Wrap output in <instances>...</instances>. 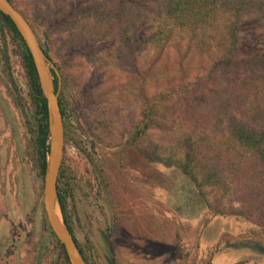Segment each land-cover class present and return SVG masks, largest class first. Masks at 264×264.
<instances>
[{
    "label": "rangeland",
    "instance_id": "1",
    "mask_svg": "<svg viewBox=\"0 0 264 264\" xmlns=\"http://www.w3.org/2000/svg\"><path fill=\"white\" fill-rule=\"evenodd\" d=\"M103 1L13 0L12 4L24 11L36 7L37 18L45 15L55 22L66 7ZM109 3L113 5V1ZM90 16H80L75 26L84 27L92 21ZM34 25L37 39L44 41L42 28ZM56 26L49 33L51 43L68 35L64 26ZM253 31L257 32L247 24L244 34L252 37ZM13 48L8 36L2 41L0 35V264H65L42 207V179L26 122L28 118L33 122L32 111ZM166 50L173 71L176 53L170 46ZM135 51L122 48L111 34L94 43L89 52L77 47L51 56L56 70L65 67L70 76L67 99L76 141L82 139L87 144L93 132L106 139L108 132L116 137L120 129L135 122L139 99L129 88L152 71L158 74L165 61L160 58L150 64L154 55L151 46ZM200 51L193 43L189 47L185 62L190 75L199 72L200 59L207 60L206 53ZM15 95H20V105ZM191 111L187 104L172 100L161 116L172 123L179 141L183 140V154L193 143L199 150L196 157L215 165V171L221 173L219 183L204 188L205 197L198 196L192 183L174 167L124 151L120 154L132 168L118 166L104 145L92 142L100 176L83 153L63 143L61 161L74 177L75 215L68 213L69 225L80 247L83 241L92 245L97 264H107L96 251L97 243L103 253L110 247V264H264V256L248 247L251 241L264 246V223H257L264 218V210L259 208L264 207V179L252 175L253 161L232 140L225 120L198 111L190 115ZM187 137L190 142L184 145ZM173 143L172 136L152 130L143 148L162 149L173 147ZM237 169L244 174L236 175ZM235 211L246 215L249 211L251 218L233 214ZM104 229H111L110 244L97 233L105 234Z\"/></svg>",
    "mask_w": 264,
    "mask_h": 264
},
{
    "label": "trees",
    "instance_id": "2",
    "mask_svg": "<svg viewBox=\"0 0 264 264\" xmlns=\"http://www.w3.org/2000/svg\"><path fill=\"white\" fill-rule=\"evenodd\" d=\"M8 1L13 3V0ZM110 1H113V5ZM36 10V7H30L27 11L19 12L35 33L34 23L42 28L44 41H38L49 59L65 49L76 50L77 47H83L89 52L94 43L114 34L121 47L133 53H136L135 49L153 47L154 55L151 56L150 64L155 65L160 58L165 60L158 74L152 71L134 81L129 88L139 99L140 107L135 122L120 129L116 137L109 136L108 132L106 139L98 132H93L87 144L82 139L76 141L72 137L70 119L73 116L67 99L71 86L70 76L64 71L65 67L56 65L61 77L58 106L63 126V143L71 144L83 153L88 164L95 167L97 174L101 176V169L95 157V145L90 146L92 142L104 145L118 166L132 168L120 154L124 151L138 154L151 163L174 167L192 183L198 196L205 197L204 188L219 183L221 173L215 171V165L196 157L199 150L193 147V143L190 145L191 149L184 154L180 151L183 140L179 141L180 137L174 135L176 129L172 123L161 116L170 101L179 100L195 113L213 114L215 118L225 120L232 140L247 151L253 161L250 172L253 176L264 179V0H104L102 3L96 2L83 7H66L55 22H49L45 15L44 18H37L36 14L39 13ZM87 12L93 16H90L92 21L86 22L88 25L85 24L84 27L75 26L80 16L87 17ZM57 23L64 26L63 30L68 31V35L63 42L51 43L49 33L53 27H57ZM247 24L257 30L252 32V37L244 34ZM5 34L14 47L13 53L17 55L23 70L25 96L29 98L33 119V122L26 119L27 129L37 174L42 177L47 150L45 100L22 39L9 18L0 12L2 41ZM192 43L199 51L202 50L201 53H206L207 60L200 59L199 72L190 75L185 61ZM169 46L176 53L172 61L173 71L166 60V49ZM3 59L7 64L8 57L4 55ZM52 77L55 89L57 79L54 73ZM15 97L20 105V95ZM193 111L190 115L195 114ZM152 130L172 136L173 147L159 149L153 146L151 149H144L143 144ZM184 142L186 145L190 138L187 137ZM216 159L219 160V157ZM237 172L236 175L244 174L239 169ZM73 189L74 177L61 161L56 178V192L62 218L69 231L68 213L72 211L75 215ZM259 208L264 210V207ZM233 214H244L251 218L249 211L247 215L241 211ZM263 219L260 218L257 223L263 224ZM54 241L61 250L65 264H68L62 245L55 236Z\"/></svg>",
    "mask_w": 264,
    "mask_h": 264
},
{
    "label": "water",
    "instance_id": "3",
    "mask_svg": "<svg viewBox=\"0 0 264 264\" xmlns=\"http://www.w3.org/2000/svg\"><path fill=\"white\" fill-rule=\"evenodd\" d=\"M0 12L7 16L22 39L35 69L40 92L45 100L46 109V144L42 172V207L49 228L66 256L68 264H86L66 227L57 200L56 178L61 163L63 150V126L58 106L60 75L53 63L40 47L33 29L24 16L8 0H0ZM54 73L57 87L54 89ZM256 247L264 254V248Z\"/></svg>",
    "mask_w": 264,
    "mask_h": 264
},
{
    "label": "flooded vegetation",
    "instance_id": "4",
    "mask_svg": "<svg viewBox=\"0 0 264 264\" xmlns=\"http://www.w3.org/2000/svg\"><path fill=\"white\" fill-rule=\"evenodd\" d=\"M69 220H70V217H69ZM69 226H70L69 232L72 236V239H73L77 249L79 250V242L75 237V234L72 230L71 225H69ZM104 231H105V234L102 232L100 233V231H98V230H97V233H99V235L102 237V239L105 243L110 244L111 229H109L108 231L106 229H104ZM82 244H83L82 247H80L81 248L80 254H81L82 258L84 259L85 263L86 264H97L99 262V259L96 255V252L93 250L92 245L89 243H84V241ZM256 244H258V243L251 241L250 244L248 245V247H250V249H252V250H256L258 253H260L264 256V254L258 250V248L256 247ZM258 245H260L264 248L263 245H261V244H258ZM95 247H96V251L98 252L100 257H102L106 261L107 264H110L112 261V252L110 250V247L107 245L104 253H103V251H101L102 249H101V246L99 245V243H97Z\"/></svg>",
    "mask_w": 264,
    "mask_h": 264
}]
</instances>
